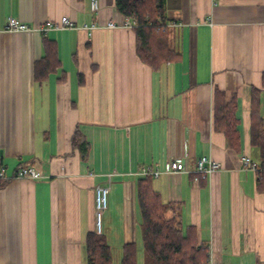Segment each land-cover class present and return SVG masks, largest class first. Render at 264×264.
Returning <instances> with one entry per match:
<instances>
[{"label": "crops", "instance_id": "obj_1", "mask_svg": "<svg viewBox=\"0 0 264 264\" xmlns=\"http://www.w3.org/2000/svg\"><path fill=\"white\" fill-rule=\"evenodd\" d=\"M91 1L0 0V264H87L98 186L109 187L101 233L112 264L128 242L137 264H151L138 201L144 165L160 169L152 184L172 204L167 214L194 228L210 264H264V176L243 162L261 164L251 120L254 88L264 120V0H166L180 55L157 68L138 55L116 0H98L97 11ZM64 15L74 27L41 29ZM10 18L29 28L10 30ZM44 39L59 62L42 77ZM233 100L237 139L215 123L216 105ZM205 155L220 168L195 181ZM171 159L186 169L170 170ZM22 164L41 177H16Z\"/></svg>", "mask_w": 264, "mask_h": 264}, {"label": "trees", "instance_id": "obj_2", "mask_svg": "<svg viewBox=\"0 0 264 264\" xmlns=\"http://www.w3.org/2000/svg\"><path fill=\"white\" fill-rule=\"evenodd\" d=\"M117 9L124 15L138 20L133 27L136 32L137 52L140 58L153 66L160 67L163 62L171 61L180 55L173 47L166 23V0H116ZM47 55L43 59L41 74L57 67L59 62L55 55L52 40L44 39ZM54 54V55H52ZM83 82V81H82ZM217 96L223 94L216 91ZM237 103L233 100L216 105V126L229 133L233 139L239 137ZM81 133L76 130L73 141L86 152L80 141ZM251 143L260 151L261 164L257 168L259 179L264 176V120L260 111L259 91L254 88ZM152 175L146 174L138 181V201L141 210V232L144 251L151 264H210L209 246L199 242L194 228L184 232L179 215L175 209L168 215L170 203H164L159 191L152 184ZM8 179L0 178V186ZM87 264H112L113 254L104 234L89 231L85 237ZM121 264H137V246L128 242L123 247Z\"/></svg>", "mask_w": 264, "mask_h": 264}, {"label": "built area", "instance_id": "obj_3", "mask_svg": "<svg viewBox=\"0 0 264 264\" xmlns=\"http://www.w3.org/2000/svg\"><path fill=\"white\" fill-rule=\"evenodd\" d=\"M91 8L93 11H97L99 8L98 0L91 1ZM123 24L126 27L133 28L138 24V20L131 16H124ZM116 22L114 20H109L108 26L114 27L116 26ZM75 22L67 15L62 16L59 21L48 20L41 26V29L47 31L51 28H64V27H74ZM97 26L96 22H92L91 24H84L85 28H89L90 33ZM7 27L10 30H27L29 28L28 24L19 22L14 18H10L7 23ZM244 165L250 166L254 169H257L256 163L252 160V158L248 155L243 156ZM220 168V163L217 160H214L210 156H202L197 160L194 180L199 181L202 178H207L213 172ZM169 169L175 171H182L186 169V164L180 159H171L169 161ZM142 171L144 174H151L154 177H157L160 174V169L153 168L151 165L142 166ZM16 177H30V178H40L41 173L33 166L28 164L20 165L15 172ZM8 177L5 173V168L2 167L0 169V178ZM108 192L109 187L107 186H98L96 190V209H95V217H96V232L101 233L102 231V216L104 211L108 206Z\"/></svg>", "mask_w": 264, "mask_h": 264}]
</instances>
